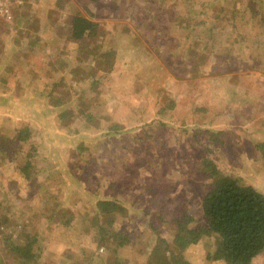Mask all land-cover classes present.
<instances>
[{
    "label": "rangeland",
    "instance_id": "1",
    "mask_svg": "<svg viewBox=\"0 0 264 264\" xmlns=\"http://www.w3.org/2000/svg\"><path fill=\"white\" fill-rule=\"evenodd\" d=\"M76 12L100 35L69 39ZM12 17L0 22V264L23 232L42 240L36 264H155L158 238L166 264H224L206 259L212 237L178 251L173 222L203 224L206 157L264 195V0H22ZM202 126L228 134L206 152ZM104 199L122 206L121 247L96 244Z\"/></svg>",
    "mask_w": 264,
    "mask_h": 264
},
{
    "label": "trees",
    "instance_id": "2",
    "mask_svg": "<svg viewBox=\"0 0 264 264\" xmlns=\"http://www.w3.org/2000/svg\"><path fill=\"white\" fill-rule=\"evenodd\" d=\"M68 20L69 39L73 41H82L100 35L101 31L97 32L99 25L81 16L78 12L69 16ZM99 59L107 63L106 54ZM61 116L65 119V115ZM108 129L114 131L117 126L112 125ZM227 131V129L210 130L206 126L196 129V132L204 135L207 142H210L206 152L211 149L210 145L219 144V139L225 137L228 134ZM193 137L196 138L197 134L195 133ZM256 148L264 161V142L257 144ZM198 173L203 182L200 202L203 224L192 227L190 223L193 218L182 214L173 222L174 245L178 251H182L196 244L204 236L212 237L214 252L211 255L208 254L206 259L220 260L224 264H252L255 258L264 253V195L249 185L241 184L237 176L219 172L216 164L208 157L202 159ZM93 205L98 212L95 219L103 214L111 215L106 226L98 224L96 244L104 246L108 242L110 246L121 247L130 242L128 233L116 231L113 227L114 213L119 211L120 207L122 209V206L109 199L98 200ZM5 220L0 217V222ZM20 235L24 238L18 235L19 240L17 237L15 240L6 238L4 251L12 256L13 264H36L42 252V240L40 241L36 233L23 232ZM157 241L158 243L152 249V257H154L155 264H166L163 255L166 244L162 239L158 238ZM168 259L175 263L187 264L181 257L172 253ZM112 264H118L116 258L112 260Z\"/></svg>",
    "mask_w": 264,
    "mask_h": 264
},
{
    "label": "built area",
    "instance_id": "3",
    "mask_svg": "<svg viewBox=\"0 0 264 264\" xmlns=\"http://www.w3.org/2000/svg\"><path fill=\"white\" fill-rule=\"evenodd\" d=\"M21 2L22 0H0V22L5 23L6 25H11L12 20H13L12 9L16 4H20ZM16 229L20 230L21 228L20 226H17ZM2 231H3V228H0V232ZM10 235H12V233ZM2 239L3 237L0 236V242Z\"/></svg>",
    "mask_w": 264,
    "mask_h": 264
}]
</instances>
